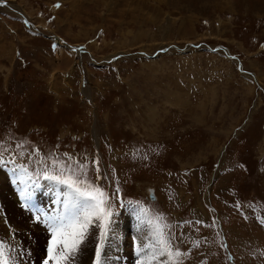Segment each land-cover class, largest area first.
<instances>
[{
    "label": "rangeland",
    "instance_id": "rangeland-1",
    "mask_svg": "<svg viewBox=\"0 0 264 264\" xmlns=\"http://www.w3.org/2000/svg\"><path fill=\"white\" fill-rule=\"evenodd\" d=\"M0 154L3 200L44 227L4 224L15 264L48 256L53 159L109 196L103 262L145 264L143 220L189 253L165 264H264V0H0Z\"/></svg>",
    "mask_w": 264,
    "mask_h": 264
},
{
    "label": "snow or ice",
    "instance_id": "snow-or-ice-1",
    "mask_svg": "<svg viewBox=\"0 0 264 264\" xmlns=\"http://www.w3.org/2000/svg\"><path fill=\"white\" fill-rule=\"evenodd\" d=\"M17 146L23 147L22 145ZM2 159L3 156L0 154V160ZM68 159L71 160L72 158L68 157ZM95 163L97 164V179H103L99 174V161H95ZM52 166L58 168L59 174H49L46 170L44 179L67 185L70 189L67 193L66 204V207H69V212L67 215L58 219L54 218L50 222L52 240L49 243L48 256L43 264H49L50 260L54 264H74L77 254L88 239L90 226L94 223L99 228V234L96 237L93 264H102L105 241L108 238V227L106 222L104 224L98 222L101 219L107 221L108 217L111 216V212L107 210L108 194L101 186L86 178L87 173L84 171L85 166L83 164L73 167L70 163L61 164L58 159H53ZM119 191L120 189L117 188L116 192L119 193ZM261 222L264 223V219ZM196 223L202 222L197 221ZM206 226L210 227L211 225ZM145 237L147 243L141 241L138 245V251L150 250L153 259L157 255L167 258H180L189 255L172 243L175 235L165 233L163 229L159 231V234L153 230L152 235L145 234ZM194 246L198 247L199 242L197 241ZM13 247L5 241H0V264H15L9 251ZM176 264H182V262L177 259Z\"/></svg>",
    "mask_w": 264,
    "mask_h": 264
},
{
    "label": "bare ground",
    "instance_id": "bare-ground-1",
    "mask_svg": "<svg viewBox=\"0 0 264 264\" xmlns=\"http://www.w3.org/2000/svg\"><path fill=\"white\" fill-rule=\"evenodd\" d=\"M7 174H8L7 171L2 172V173L0 172V183H2V182L5 181V180L2 179L1 176L5 177V176H7ZM14 175H16V174H14ZM40 184H41V186L43 188V193L44 194L42 192H40V191H37V190L33 189V187L30 189V192H33L34 194H37V195H39V194L42 193V195H44V196L46 195V196L50 197L53 200V206H56L58 208L57 210L56 209L53 210V206H51L50 213H48V214L47 213H44V215H47L48 217L49 216H53V217H56L57 219L60 218L62 215H65L64 212H63V210H65L67 208L66 207L65 209H63V207L67 204V200L63 196V194L65 193V191H67L65 189V187L56 186V185H54L52 183L45 182V181L40 182ZM65 197H66V195H65ZM150 198H151V194H150ZM13 199H14V197H10V199H9V197H7L5 200H3L2 194L0 195V200L1 201L2 200L5 201V204L8 205V208H9L8 211L5 213V215H3L4 218H5L4 219L5 221L0 218V239L1 240L4 239L5 242H7V243H9V241L12 242V240L7 239V236L4 234L5 233V231H4L5 230L4 229L5 228L4 227V224L7 223V224H9V227L7 226L8 228H13V230H16V234H15L16 237H14V238H18V239L22 238V239H25V237H27L26 235L29 236L32 233H27V232H24L23 230H26V229L31 228L34 231V240H35V238H36L35 235H37L39 231H42L44 229V227L43 226H39V222L38 221L35 222L34 220L31 219V217H29L28 223H23L22 220L21 221L18 220V217L20 216V213H19L20 211L15 206V205H18V203L16 201H12ZM36 201L39 202L38 199H36ZM33 203H36V202L34 201ZM27 206L28 207L32 206V208H33L34 205H27ZM33 209H35V208H33ZM0 212H3V211L0 210ZM15 215H16V218L14 220H12V222L10 223L11 219H13L15 217ZM133 222H136L137 223V226L136 227H138L139 221L137 219H134V220L131 221V223H132L131 225H134ZM144 222H143V220H141V222H140L141 231H140V233L138 235H136L135 240H133L132 246H134L135 251H138V245L141 243V241L147 243V239L145 237V234H148L150 236V232L145 227V223ZM1 223H3V224H1ZM114 228H116V226H114ZM95 229H96V224L94 223L92 226H90V229H89V236H88L89 238L87 239V241L89 243H92V241L94 239V230ZM48 230H50V229L47 228V230H46L47 233H45L44 235H46V236L48 235ZM48 236H49L48 237V240L49 239L52 240V236L51 235H48ZM111 236H113L112 233L108 234V237H111ZM20 243L23 244L24 243V240H21ZM37 244H40V243L37 242ZM20 245H19V247L17 246L19 248L18 250L17 249H15L14 251L11 250L10 251V254L12 253V254H15L16 256H18L21 253V251H20ZM130 245H131V243L129 242V246ZM39 246H41V245H39ZM83 250L84 251L83 252H80L81 254L79 256V259L81 260L80 261V264H85L83 258H88L89 261H88L87 264H93L92 261H93L94 257H93V255H91V250L88 249V251H87V248L86 249H83ZM138 252L144 258V260H145L144 263L145 264H165L166 263V262L165 263L163 262V259L160 260V258H159L160 256L159 255H157L155 257V259H153L152 252L150 250L149 251L141 250V251H138ZM16 262L19 263V264H24L20 260H17ZM25 262L27 263L28 260H26ZM31 264H34V263H31ZM37 264H39V262H37ZM103 264H120V263L118 261L113 260L112 258L105 257Z\"/></svg>",
    "mask_w": 264,
    "mask_h": 264
},
{
    "label": "crops",
    "instance_id": "crops-1",
    "mask_svg": "<svg viewBox=\"0 0 264 264\" xmlns=\"http://www.w3.org/2000/svg\"><path fill=\"white\" fill-rule=\"evenodd\" d=\"M54 207H55V208H53V210H54V209H56V210L58 209L56 206H54ZM63 212L65 213V215H67L68 212H69V210H67V208H66L65 210H63Z\"/></svg>",
    "mask_w": 264,
    "mask_h": 264
},
{
    "label": "water",
    "instance_id": "water-1",
    "mask_svg": "<svg viewBox=\"0 0 264 264\" xmlns=\"http://www.w3.org/2000/svg\"><path fill=\"white\" fill-rule=\"evenodd\" d=\"M151 199L153 200L154 199V196L151 195Z\"/></svg>",
    "mask_w": 264,
    "mask_h": 264
},
{
    "label": "trees",
    "instance_id": "trees-1",
    "mask_svg": "<svg viewBox=\"0 0 264 264\" xmlns=\"http://www.w3.org/2000/svg\"><path fill=\"white\" fill-rule=\"evenodd\" d=\"M41 205H43V204H41Z\"/></svg>",
    "mask_w": 264,
    "mask_h": 264
}]
</instances>
